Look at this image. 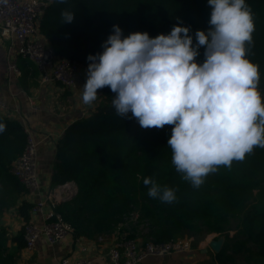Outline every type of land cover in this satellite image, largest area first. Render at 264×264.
<instances>
[{
    "label": "trees",
    "instance_id": "trees-1",
    "mask_svg": "<svg viewBox=\"0 0 264 264\" xmlns=\"http://www.w3.org/2000/svg\"><path fill=\"white\" fill-rule=\"evenodd\" d=\"M245 2L254 23L253 45L249 49L246 42L245 58L258 66L257 91L264 104V0ZM64 10L74 13L72 23H64ZM210 14L208 0H67L63 4L52 0L38 24L58 57L85 66L91 63L89 55L103 52L113 25L121 28L124 37L147 32L152 38L169 34L177 25L189 27L195 45L196 31L207 32L210 27ZM204 51L201 46L197 63H203ZM98 91L102 102L88 116L70 123L56 146L55 183L73 181L77 187L58 208L64 219L77 232L102 234L136 208L154 221L152 240L165 242L174 239L171 229L220 233L235 218L246 226V240L235 243L227 238L215 255L217 263L241 264L251 253L252 263L264 264V148L254 146L243 160H233L230 167L218 166L198 188L193 187L172 163L167 142L174 125L144 129L130 112L125 117L117 115L110 87ZM0 123L6 125L0 133L1 219L24 191L10 168L24 149L26 135L21 126L5 118ZM146 177L175 189L176 200L166 203L149 197L143 183ZM31 207L23 201L17 208L24 222ZM18 246L24 247V242ZM241 253L246 256L237 258ZM6 256L7 237L0 226V264H7Z\"/></svg>",
    "mask_w": 264,
    "mask_h": 264
},
{
    "label": "clouds",
    "instance_id": "clouds-1",
    "mask_svg": "<svg viewBox=\"0 0 264 264\" xmlns=\"http://www.w3.org/2000/svg\"><path fill=\"white\" fill-rule=\"evenodd\" d=\"M7 3V0H2ZM66 3L67 0H57ZM207 32L174 26L154 38L147 32L123 36L118 25L89 55L82 101L92 104L105 86L115 93L117 115L130 112L144 129L174 125L168 139L172 163L182 179L199 187L217 167L243 160L254 146L264 148V104L257 91L258 66L245 58L253 45L251 7L245 0H208ZM72 23L74 13H61ZM63 23V24H64ZM203 46L204 61L197 63ZM6 125L0 123V133ZM148 195L162 202L176 200V190L154 178L143 180Z\"/></svg>",
    "mask_w": 264,
    "mask_h": 264
},
{
    "label": "crops",
    "instance_id": "crops-1",
    "mask_svg": "<svg viewBox=\"0 0 264 264\" xmlns=\"http://www.w3.org/2000/svg\"><path fill=\"white\" fill-rule=\"evenodd\" d=\"M45 1L49 5L52 0ZM11 65L17 68V72L9 69ZM86 73L87 70L81 65L77 89L73 91L66 90L57 82L42 83L35 63L19 56L16 53V42L0 34L2 104L0 118H5L22 128L28 127L34 138L39 141L37 158L39 190L36 195H29L25 191L20 193L16 203L6 209L0 219V226L5 230L7 237V259H5L7 264H58L64 257L71 260L85 257L91 261V264H110L107 257L108 249L117 239L125 237L116 230L100 234L77 232L73 227L74 233L59 242L50 244L41 237L32 250L18 246L24 242L21 237L24 220L17 210L23 201L33 204L39 198L50 195L55 199L53 201L55 210L59 212L58 208L77 190L73 181L55 183L57 181L54 168L59 162L56 157V146L66 127L77 119L88 116L102 102L99 93L97 100L92 104L83 103L82 94L87 79ZM67 183L69 185L65 188L64 185ZM45 209H48V206ZM29 220L38 224L42 222L40 216L30 214ZM219 239H222L221 249L227 236L218 237L212 233L202 241L193 242L189 252L148 257L139 264H218L215 259L217 252L211 248L210 243ZM228 239L230 241L235 239L233 233H230ZM248 262L254 264L251 257Z\"/></svg>",
    "mask_w": 264,
    "mask_h": 264
},
{
    "label": "built area",
    "instance_id": "built-area-1",
    "mask_svg": "<svg viewBox=\"0 0 264 264\" xmlns=\"http://www.w3.org/2000/svg\"><path fill=\"white\" fill-rule=\"evenodd\" d=\"M47 6L48 2L45 0H7V3L0 0V34L16 42V53L19 56L35 63L42 83L57 82L66 90L73 91L77 89L81 65L58 57L40 33L38 22ZM88 65L84 66L85 70ZM9 69L17 72L14 65ZM22 129L26 135L25 146L13 162L10 173L20 181L27 194L36 195L39 190L37 173L39 141L34 138L28 127ZM54 200L53 196L47 195L46 198H39L32 204L29 214L40 216L42 222L38 224L28 220L22 223V238L26 250H32L41 237L53 244L74 233L73 226L55 210ZM46 206L48 209H45ZM192 243L193 238L155 242L152 239L141 241L121 237L108 249L107 257L110 264H139L148 257L189 252ZM58 264H91V261L85 257L76 260L64 257Z\"/></svg>",
    "mask_w": 264,
    "mask_h": 264
},
{
    "label": "rangeland",
    "instance_id": "rangeland-1",
    "mask_svg": "<svg viewBox=\"0 0 264 264\" xmlns=\"http://www.w3.org/2000/svg\"><path fill=\"white\" fill-rule=\"evenodd\" d=\"M97 94H99L97 90ZM97 100V99H96ZM95 110V109H94ZM76 187V185H75ZM77 189V187H76ZM134 211L126 216L120 218V222L116 223L112 230H116V232H120L121 235H128L132 236L133 238L139 239L141 241L146 239H154L152 236L154 230V225L152 219L149 217L143 216L138 209L134 208ZM111 230V231H112ZM172 236L174 239L177 238H193V242L202 241L207 237V235L212 233H198L196 231L183 229L180 231H175L171 229ZM230 233H233L234 240L232 242H242L246 240V226L239 222L237 219L230 218L228 223L224 225V229L220 233H215L218 237L219 236H227L229 237ZM234 243V244H235ZM249 248L256 250V246L253 243L248 244ZM245 253H241L237 256V258L242 259ZM246 256V254H245ZM251 256V253L247 255V258ZM241 264H249L248 260H242Z\"/></svg>",
    "mask_w": 264,
    "mask_h": 264
},
{
    "label": "water",
    "instance_id": "water-1",
    "mask_svg": "<svg viewBox=\"0 0 264 264\" xmlns=\"http://www.w3.org/2000/svg\"><path fill=\"white\" fill-rule=\"evenodd\" d=\"M221 243H222V239H219L217 241H212L210 243V246L213 250H215L216 252H219V249H220V246H221Z\"/></svg>",
    "mask_w": 264,
    "mask_h": 264
},
{
    "label": "bare ground",
    "instance_id": "bare-ground-1",
    "mask_svg": "<svg viewBox=\"0 0 264 264\" xmlns=\"http://www.w3.org/2000/svg\"><path fill=\"white\" fill-rule=\"evenodd\" d=\"M69 184L67 183V184H65L64 186H65V188L68 186Z\"/></svg>",
    "mask_w": 264,
    "mask_h": 264
}]
</instances>
